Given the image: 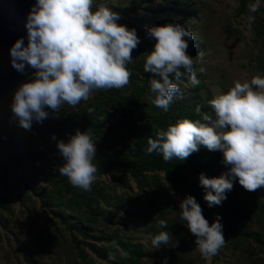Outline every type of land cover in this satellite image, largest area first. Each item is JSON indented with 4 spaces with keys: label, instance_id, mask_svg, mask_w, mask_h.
<instances>
[{
    "label": "rangeland",
    "instance_id": "374dc122",
    "mask_svg": "<svg viewBox=\"0 0 264 264\" xmlns=\"http://www.w3.org/2000/svg\"><path fill=\"white\" fill-rule=\"evenodd\" d=\"M178 1L185 2L181 6ZM106 3L113 10L125 8L120 13L118 23L135 28L140 37L139 46L133 50V63L128 65L132 71L128 86L122 89L94 91L90 100H101L102 103H126L125 96L137 94L138 100L145 106L149 116L155 117L160 108L153 104L154 94L150 92L149 79L151 74L143 69L144 55L147 51L143 46L153 40L146 29L153 25L166 23L183 24L193 33L188 49L194 50V71L200 84L192 87L188 83L189 74L185 73L179 81L182 98L189 96L208 106V101L215 95L226 92L234 81L250 80L254 75L264 76V0L260 10L255 13V22L248 26L250 15L247 9L251 0H96ZM163 9V10H161ZM191 9L193 16L180 13L179 10ZM187 39V38H185ZM204 71L201 72L200 69ZM142 86V89L138 87ZM82 101L78 106H85ZM202 113H211L204 110ZM198 117L197 119H200ZM63 121L69 122L66 111L59 115L51 113L42 123L33 122L31 130L20 127L13 116L11 106L0 105V173L10 180L30 177L36 186L48 189L52 186V177L58 180L59 162L54 159L43 160L42 163L33 159L32 154L42 152L45 159L50 151L44 140L57 141L64 133L66 142L77 130L87 129L80 125L65 129ZM147 125H142L146 130ZM55 135L56 139H52ZM222 174L227 175L229 166L223 163V152L220 154ZM145 179L148 185H142L138 179ZM94 186L100 187L97 203L93 211H83L85 219L91 220L90 237L86 241L97 247H106V254L116 252V260L120 261L119 252L111 245L108 236L118 238L128 247L140 244L144 251L177 253L187 264H264V247L252 239L240 234L225 237L226 244L219 254L210 260L201 257L195 245V237L190 233L184 221L180 219L179 205L184 199L167 181L161 171L145 172L136 178L125 168H116L112 173L96 174ZM229 197L225 204L224 214L234 226L241 230L259 232L264 239V189L247 191L233 180V189L227 192ZM0 195L3 196L12 212L0 206V264H29L23 251H27L35 264H77L80 262L78 248L72 237L82 240L76 231H69L61 221L65 216L71 222L76 210L71 204L55 205L42 203L41 197L32 191L22 188L20 192L7 191L0 184ZM147 212L149 218L141 219L136 212ZM94 213V214H93ZM160 219L167 221L168 229L158 227ZM176 230L179 238L172 236L175 247L162 245L152 249L151 236L159 231ZM116 236V237H115ZM93 261V264H112L97 256L88 247H80ZM121 249V248H120ZM129 258V257H128ZM127 264H132L127 262ZM138 264H161L155 257H142Z\"/></svg>",
    "mask_w": 264,
    "mask_h": 264
},
{
    "label": "clouds",
    "instance_id": "9594fccd",
    "mask_svg": "<svg viewBox=\"0 0 264 264\" xmlns=\"http://www.w3.org/2000/svg\"><path fill=\"white\" fill-rule=\"evenodd\" d=\"M261 2L251 0L247 5L249 27L255 22L254 14L260 10ZM120 19L118 11L96 0H36L26 21L27 46L23 39H17L10 49L15 69H35L32 78L14 92L11 110L20 127L31 130L34 121L42 123L49 117V110L59 115L65 105L76 108L94 91L129 85L132 71L128 65L133 63L132 52L139 46L140 37L135 28L118 23ZM146 33L155 43L144 55L143 69L151 74L153 104L168 111L174 99L183 96L174 81L188 73L190 86L200 84L194 71L195 60L187 52L193 33L180 23L149 26ZM208 105L211 113H201L197 106L200 119H179L166 130H158L155 138L147 140L145 151L159 152L165 161L173 157L185 160L201 145L209 151H222L223 163L229 166L227 175L199 176L206 189L204 199L211 207L227 199L234 179L247 191L264 189V76L234 81ZM52 139H56L55 135ZM135 144V140L130 143L132 150ZM57 148L64 160L58 166L59 174L72 186L91 191L98 172L91 133L77 130L67 142L58 140ZM179 211L180 219L195 237L201 257L210 260L218 255L226 244L219 214L209 224L192 195L180 201ZM157 225L168 227L164 219ZM162 245H176L167 230L151 236L152 249ZM111 246L118 250L120 258L129 257L116 241ZM116 258V252L108 253L109 261Z\"/></svg>",
    "mask_w": 264,
    "mask_h": 264
},
{
    "label": "trees",
    "instance_id": "16d2710c",
    "mask_svg": "<svg viewBox=\"0 0 264 264\" xmlns=\"http://www.w3.org/2000/svg\"><path fill=\"white\" fill-rule=\"evenodd\" d=\"M181 6H186L185 2L178 1ZM118 11H124L125 8H116ZM163 10V9H161ZM183 15H195L193 10L184 9L179 10ZM186 27V26H185ZM187 28V27H186ZM188 29V28H187ZM155 43V39L145 46L142 50L150 51ZM189 55H192L194 50L187 49ZM197 75V74H196ZM142 89V86L138 87ZM126 103H116L115 105L110 102L102 103L101 100L87 101L85 106H77L71 108L67 105L64 106L66 117L69 122L63 121L65 129L69 126L80 125L85 127L92 135L96 144V155L94 163L97 165L98 172L103 171L112 173L113 169L125 168L131 172L136 178L142 177L145 172L161 171L165 174L167 181L170 185L177 190L183 198L187 195L195 197L203 210V215L211 224L216 218L217 214L221 217L220 222L223 225V235L228 237L230 234H240L238 236L252 239L259 245L264 247V239L261 234L252 230H241L238 226H234L229 222L224 214L225 204L224 200L220 205H213L209 207L204 199L206 189L201 186L199 176L201 173L209 178L218 177L221 170L220 154L222 151H209L206 147L200 146L199 151L193 153L185 160H180L173 157L171 161H165L159 152L152 154L146 153L147 140L149 137L155 138L158 130H166L168 125L174 124L179 119L195 120L201 117L196 112L197 106L201 111L210 110L208 106H201L200 102L191 99L189 96L177 97L170 105L168 111L159 109L155 117L149 116L145 110V106L138 100L137 94H130L125 96ZM91 109V111H90ZM202 113V112H201ZM142 125H147L146 130H142ZM61 138L66 142L64 133H61ZM73 134V133H72ZM71 134V135H72ZM135 140V150L130 148V143ZM44 145L51 152L48 159H45L46 154L37 152L32 154L31 157L40 163L43 160L54 159L59 162V165L64 163L63 157L60 155L57 146L50 140H44ZM52 186L48 189L43 186H36L33 180L28 178H21L20 180H10L5 174L0 173V184L7 191L20 192L22 188L32 191L35 195L41 197L44 204L55 205H68L72 204L76 210L73 217L75 221L71 222L65 216H61V221L69 231H76L83 238L82 240L72 237L73 243L78 248L80 262L77 264H93L91 258L80 248L81 244L88 247L97 256L102 257L109 261L106 254L107 248L97 247L94 244L86 241L90 237L87 225L91 220H86L85 216L81 214L83 211H93L92 206L97 203V193H101L100 187L92 185L91 191H83L80 188L72 186L68 179L59 174L58 180L52 177ZM138 182L142 185H148L146 180L141 178ZM227 198L229 195L226 193ZM64 203V204H63ZM0 206L8 212H12L8 201L0 195ZM94 214V213H93ZM141 219L149 218L147 212H136ZM168 229V228H167ZM172 236L179 238L176 230H172ZM116 237V236H115ZM180 239V238H179ZM108 240L116 241L119 247L129 253V258L120 261H109L112 264H138L142 257H155L161 264H187L177 253L169 252H148L144 251L140 244H133L128 247L126 243L120 241L118 238L113 239V236H108ZM117 254V253H116ZM23 256L29 264H35L34 260L29 256L27 251H23Z\"/></svg>",
    "mask_w": 264,
    "mask_h": 264
},
{
    "label": "water",
    "instance_id": "95a60500",
    "mask_svg": "<svg viewBox=\"0 0 264 264\" xmlns=\"http://www.w3.org/2000/svg\"><path fill=\"white\" fill-rule=\"evenodd\" d=\"M36 0H0V105L35 69L20 72L12 66L10 49L17 39L27 46L26 21Z\"/></svg>",
    "mask_w": 264,
    "mask_h": 264
},
{
    "label": "built area",
    "instance_id": "2783aa9c",
    "mask_svg": "<svg viewBox=\"0 0 264 264\" xmlns=\"http://www.w3.org/2000/svg\"><path fill=\"white\" fill-rule=\"evenodd\" d=\"M32 78V76L31 77H29L27 80H29V79H31ZM26 80V81H27ZM17 89H15L3 102H2V104L4 105V106H6V107H9V106H11V104H12V101H13V96H14V92L16 91ZM1 104V105H2Z\"/></svg>",
    "mask_w": 264,
    "mask_h": 264
}]
</instances>
